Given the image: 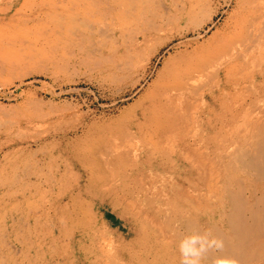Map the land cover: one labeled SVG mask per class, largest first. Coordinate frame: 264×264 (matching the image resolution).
Segmentation results:
<instances>
[{
    "label": "rangeland",
    "instance_id": "rangeland-1",
    "mask_svg": "<svg viewBox=\"0 0 264 264\" xmlns=\"http://www.w3.org/2000/svg\"><path fill=\"white\" fill-rule=\"evenodd\" d=\"M49 3L0 0V264H180L176 229L168 230L174 241L167 242V248L156 244L154 233L143 226L145 215L138 216L139 206L129 205V194L116 185L122 175L141 173L123 163L130 150L128 156L134 155L139 164L148 156L155 163L164 152L177 167L175 174L163 169L162 177L148 178L154 186L150 195L159 202L172 190L173 177L180 179L178 171L191 161L189 153L182 151L179 159L177 152L165 148L169 140L162 139L161 154L146 155L144 137L137 133L126 139L123 128L144 120L146 114L154 116L150 91L169 58L203 55L212 62L201 93L221 97L223 108H213L219 118L227 113L246 118L243 107L257 101V112L262 113L257 122L264 124V58L256 62L258 54L246 49L240 35L243 17L251 9L242 10L241 0H165L169 8L159 11V19L173 13L179 19L175 16L170 27L143 46L145 52L160 49L144 77L139 69L118 71L114 62L129 41L142 40L148 21L132 23L123 37L109 41L117 46L113 60H98L99 54L83 53L84 46L58 40L55 23L45 21L51 13ZM235 48L243 53L239 59ZM259 51L264 56V46ZM234 64L240 69L228 70ZM196 103L184 104L183 109L196 106L197 112L207 111ZM228 103H233L231 109ZM226 123L224 134L231 140L235 128ZM260 137L264 139V133ZM150 144L155 147L154 141ZM106 148L122 154L118 167L106 168ZM225 151L220 147L219 154ZM214 219L206 213L187 216L190 222Z\"/></svg>",
    "mask_w": 264,
    "mask_h": 264
},
{
    "label": "bare ground",
    "instance_id": "bare-ground-1",
    "mask_svg": "<svg viewBox=\"0 0 264 264\" xmlns=\"http://www.w3.org/2000/svg\"><path fill=\"white\" fill-rule=\"evenodd\" d=\"M164 1L50 0L48 5H50L51 13H45L47 18L44 20L55 23L54 28L59 37L58 40L82 45L84 46L83 53L99 54L98 60L115 57L117 46L113 48L109 41L112 42L113 38L125 34L126 31L129 32L132 23L148 21V32L144 33L142 40L129 41L125 50L120 53V58L114 62V68L118 71L130 72L139 69L145 77L150 61L160 52V49L156 47L151 52H145L143 46L166 27H170L175 22V16L179 19V16L174 13L159 19V11L162 8H169L165 6ZM240 7L242 10L251 9L250 14L243 17L241 40L247 45L246 49L253 52V55L258 54L256 62L263 61L264 56L260 55L259 48L264 46V0H241ZM235 53L238 59L240 55H243L236 48ZM211 62L212 58L205 55L189 57L188 60L169 58L150 91L152 100L150 107L154 116L146 114L144 120L133 122L132 126L123 128L125 130L123 135L126 139L132 136L133 139L137 133L144 137L147 141V148L140 149H143L142 152L146 155L161 150L160 140L162 139L164 142L169 140L166 144L170 145L165 144V148L171 152H177L179 159L182 151L189 153L188 158L191 161L184 163L185 168L178 171L180 179L176 180V175L170 181L172 190L162 195L160 193L159 202L155 200V194L151 196L154 186H150L152 184L148 178L152 175H156L154 178L160 177L162 172L158 171L165 166L171 168L175 174L177 167L170 155L166 156L162 151L163 155L155 163L150 162L148 156V159L141 162L142 164H139L140 161L134 158V155L133 157L128 156L131 150L127 151L129 153L127 156L123 155V163L125 165L130 163V169L136 167L141 170V173L137 170L138 172L133 175L132 172L125 176L120 174L123 180L117 176V180L122 181L116 187L118 189L121 187L122 192L129 194L127 201L129 205L139 206L138 216H142L141 213L145 215L142 220L143 226L154 233L156 244L162 245L163 249L167 248V242L174 241L173 232H168L170 228L176 229L175 239L180 240L192 230V232L210 231L212 235L224 241V248L219 252L210 250L203 261L206 264H213L217 256L234 259L236 264H264V139L260 137L264 133V124L257 122V118H261L262 113L257 112L259 106L256 101L255 106L243 107L241 112L246 118L242 116L237 118L231 113L224 115L223 119L219 118L220 113L213 108H223L221 97L201 93L207 86L206 78L209 76L207 69ZM156 66L151 67L150 74L154 72ZM227 68L228 70L233 69L231 71L240 69L235 64ZM222 78L224 80V76ZM198 93L201 95L197 97ZM196 98L199 100L196 101ZM206 100L207 103L209 102L208 105L205 103ZM192 101L193 104L198 102L196 104H201L207 111L197 112L196 106H194L195 109H190V107L183 109L184 104L190 105ZM226 106L231 109L233 103H228ZM256 114L260 115L256 116ZM226 121L233 124L235 128V131L232 130L233 134L230 132L231 140H227L229 139L226 136L227 133L224 134ZM221 134L223 137L219 138ZM223 138L224 142H222ZM151 141H154L155 147L151 146ZM130 143L132 146V142ZM172 143H175V147ZM220 147L226 150L224 155H221L222 152L219 154ZM94 152L95 147L91 149V153ZM115 153L106 148L107 169L119 166L122 154L116 155ZM158 154L161 153L158 152ZM98 162L99 160L96 159V166ZM91 166L93 168V164ZM195 166L198 168L193 171ZM203 167L204 171H202ZM201 173L202 175L199 176ZM247 189L250 192L249 196L246 195ZM133 194L137 196L138 202L133 201ZM202 207L206 212L202 211ZM203 213L215 216V219L201 222L187 220V216L196 218ZM161 215L165 218L159 221V218L155 216ZM181 229L184 230L183 233ZM163 254L169 255L166 251Z\"/></svg>",
    "mask_w": 264,
    "mask_h": 264
},
{
    "label": "clouds",
    "instance_id": "clouds-1",
    "mask_svg": "<svg viewBox=\"0 0 264 264\" xmlns=\"http://www.w3.org/2000/svg\"><path fill=\"white\" fill-rule=\"evenodd\" d=\"M180 264H203L206 254L219 252L224 248V241L215 237L210 231H194L186 234L179 243ZM213 264H236L231 258L217 256Z\"/></svg>",
    "mask_w": 264,
    "mask_h": 264
},
{
    "label": "crops",
    "instance_id": "crops-1",
    "mask_svg": "<svg viewBox=\"0 0 264 264\" xmlns=\"http://www.w3.org/2000/svg\"><path fill=\"white\" fill-rule=\"evenodd\" d=\"M149 161H150V159H149ZM150 162H151V161H150ZM197 168H198V167L195 166V168H194L193 171H195ZM163 169L166 170V171H168L167 169H169V168H168L167 166H165L164 168L160 169L158 172H162ZM204 170H205V169H204V167H203L202 171H204ZM201 175H202V173L199 174V176H201ZM199 176H198V177H199Z\"/></svg>",
    "mask_w": 264,
    "mask_h": 264
}]
</instances>
